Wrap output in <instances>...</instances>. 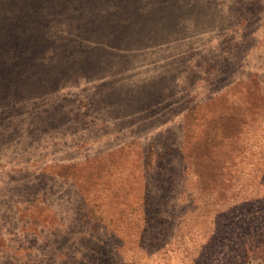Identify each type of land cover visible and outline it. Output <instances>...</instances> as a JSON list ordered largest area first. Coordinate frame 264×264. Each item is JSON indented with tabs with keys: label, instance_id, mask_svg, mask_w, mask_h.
<instances>
[{
	"label": "rangeland",
	"instance_id": "obj_1",
	"mask_svg": "<svg viewBox=\"0 0 264 264\" xmlns=\"http://www.w3.org/2000/svg\"><path fill=\"white\" fill-rule=\"evenodd\" d=\"M0 264H264V0H0Z\"/></svg>",
	"mask_w": 264,
	"mask_h": 264
}]
</instances>
